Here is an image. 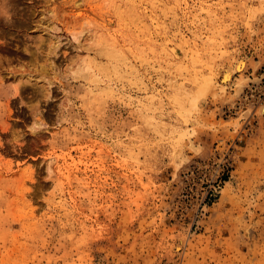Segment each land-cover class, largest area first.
I'll list each match as a JSON object with an SVG mask.
<instances>
[{"label": "rangeland", "instance_id": "obj_1", "mask_svg": "<svg viewBox=\"0 0 264 264\" xmlns=\"http://www.w3.org/2000/svg\"><path fill=\"white\" fill-rule=\"evenodd\" d=\"M262 107L264 0H0V264H264Z\"/></svg>", "mask_w": 264, "mask_h": 264}, {"label": "bare ground", "instance_id": "obj_2", "mask_svg": "<svg viewBox=\"0 0 264 264\" xmlns=\"http://www.w3.org/2000/svg\"><path fill=\"white\" fill-rule=\"evenodd\" d=\"M41 23H42V21H40V25H41ZM88 32H89V30L86 29L85 27H83L81 30L73 32V37H74V39L76 41L81 42L83 39H85L86 36H88ZM48 39L49 40H48V42H46L47 44H46V47H45L46 48V53L45 52L43 53V56L41 57V59L35 58V59H37L36 60V64H35L36 65L35 66L36 70H40L42 72L44 70H48V67H52L54 65V61L51 58V54H55V52H56V50H57V48L59 46V44H58L59 41L57 39H55L54 37L50 36ZM110 46H111V48L109 46H108V48L104 47L103 51L105 53L104 52L103 53L106 54L107 56H109L110 58L111 57L115 58V59L118 58L121 55V53H120V50L116 49L115 41H112L110 43ZM245 64H246V60L244 58L243 59L239 58V59L236 60L235 67L234 66L233 67L230 66L228 68H224L223 73H222V83L225 84L228 81H230L233 78L234 72H241L243 70V68L245 67ZM93 65H94V61H93ZM104 66L103 65H101V66L98 65L97 67H99V70L100 69H104L105 70L106 67L102 68ZM91 67L92 66L89 63V65L87 66L86 69L90 70ZM130 67L133 69V72L136 73V71L134 70L135 69L134 66L131 65ZM115 69H116V67H115ZM90 72L92 73L91 74L92 77H95V78H92L91 82H95V87L102 88V87L99 86V84L102 82V80L100 79V77L97 76V72L93 71V69H92V71L90 70ZM104 90H109V91L112 90L111 84H106V87L104 88ZM155 98H156V95H153V96L150 97L151 100H154ZM263 111H264V107L261 108V112H263ZM194 124H195L194 120H190L189 124L187 123V125H189V126H194ZM35 126L38 127L39 124H35ZM178 241H179V243L177 242L178 244H177V248L176 249L180 250V247L184 244V239H180Z\"/></svg>", "mask_w": 264, "mask_h": 264}]
</instances>
